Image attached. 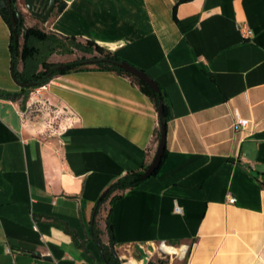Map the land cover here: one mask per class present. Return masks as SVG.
Segmentation results:
<instances>
[{"label": "crops", "instance_id": "1", "mask_svg": "<svg viewBox=\"0 0 264 264\" xmlns=\"http://www.w3.org/2000/svg\"><path fill=\"white\" fill-rule=\"evenodd\" d=\"M180 1L71 0L45 25L16 5L25 27L89 41L165 94L163 165L105 204L100 242L109 215L117 254L139 244L153 247L157 264H264V0ZM10 37L0 15V89L15 92ZM30 95L23 109L0 101V264H103L88 230L92 208L111 183L151 162L155 106L131 78L95 65ZM47 111L51 132L41 122ZM237 118L247 126L235 128Z\"/></svg>", "mask_w": 264, "mask_h": 264}, {"label": "trees", "instance_id": "2", "mask_svg": "<svg viewBox=\"0 0 264 264\" xmlns=\"http://www.w3.org/2000/svg\"><path fill=\"white\" fill-rule=\"evenodd\" d=\"M4 0H0V3ZM190 0H182L180 2H187ZM0 15L6 22L10 32L11 52V77L14 82L20 86L19 91L7 92L0 89V101H7L11 103H18L20 109H23L28 101L30 92L34 89L44 87L53 77L59 74H64L74 70L85 69L89 65H95L99 69H106L117 74H122L135 81L139 89L152 101L158 114L161 108L162 115L158 114L159 124H165L168 116V106L165 104V94L159 90L154 92L135 77L129 76L119 67L114 64L123 62L113 54L102 50L100 47L93 45L89 41L84 45L76 42L74 39H66L55 37L51 34L41 32L37 27H25L22 15L16 5V0H11L10 7L0 8ZM11 18L15 20V29H12ZM75 52H80L83 55H90L91 57L85 59L84 56L76 58L73 62L67 64H51L47 60L53 54L73 55ZM22 65V70H17V64ZM59 66H66L65 69L57 71ZM139 70V69H138ZM141 71V70H139ZM142 72V71H141ZM159 137V136H158ZM166 156V149L164 151L160 167L151 176L155 175L161 166ZM144 165L140 170H136L125 174L118 180L109 185L101 196L97 199L92 208V221L89 225L90 239L97 245L100 258L103 264H120L114 248V238L109 222V215L105 218V229L107 232L106 245L99 240V229L96 228V218L98 213L104 208L105 204H112L116 201L124 191L132 190L134 187L140 185L143 181L140 176L146 169ZM150 176V177H151ZM60 230L69 236L72 244L85 251L82 242L77 239L76 233L69 229L64 222L56 219H51ZM86 252V251H85Z\"/></svg>", "mask_w": 264, "mask_h": 264}, {"label": "water", "instance_id": "3", "mask_svg": "<svg viewBox=\"0 0 264 264\" xmlns=\"http://www.w3.org/2000/svg\"><path fill=\"white\" fill-rule=\"evenodd\" d=\"M71 0H66L61 3L56 4V0H22V3L24 5V8L26 12L33 17L34 19L40 21L42 25H45L48 21V18L52 11H54L57 8L58 12H62L66 6L67 2ZM11 0H4L0 3V8H5V7H10ZM11 24H12V29H15V20L11 18ZM117 68L119 67L122 69L126 74L129 76H132L133 78L135 77L138 79L140 82H142L144 85H146L148 88L153 90L154 92H158V87L157 85L153 82V80L149 77L146 76L144 73L139 71L137 68L134 66L132 67L126 62H121V63H115L114 64ZM66 66H59L56 68L57 71L65 69ZM158 114L162 115V110L161 108L158 110ZM165 124L160 123L159 124V140L158 144L156 147V152L154 156L151 159V162L148 164L147 168L145 171L142 173L140 176V180L145 181L147 180L158 168L160 167V162L162 160L164 151H165ZM173 246V244H171ZM13 247L21 248L26 251H32L34 250L33 246H27L23 243H18L17 245H13ZM135 252H137V258H139V261L141 264H148L149 260L151 258V255L154 253L153 247H144L142 245L136 244L134 246Z\"/></svg>", "mask_w": 264, "mask_h": 264}, {"label": "rangeland", "instance_id": "4", "mask_svg": "<svg viewBox=\"0 0 264 264\" xmlns=\"http://www.w3.org/2000/svg\"><path fill=\"white\" fill-rule=\"evenodd\" d=\"M91 56H89V54L87 55V58L86 59H88V58H90ZM89 66H92V65H89ZM89 66H87V67H89ZM31 96V95H30ZM47 113H48V115H46V116H44L43 118H42V123L44 124V126L46 127H48V129L50 128L51 129V127L53 128V127H55L56 126V123H55V121H56V119H55V114H53L52 112H50V111H47ZM50 129L48 130V131H50ZM51 132V131H50ZM124 253V254H123ZM117 256H118V258H119V260H120V264H123L126 260H130V259H132V260H134V261H138V262H140L139 261V258H137V252H135V250L134 249H132L131 250V252L130 253H127V252H120V253H118L117 254ZM158 253L157 252H154L152 255H151V258H150V260H149V263L148 264H157V260H158ZM140 264V263H139Z\"/></svg>", "mask_w": 264, "mask_h": 264}, {"label": "built area", "instance_id": "5", "mask_svg": "<svg viewBox=\"0 0 264 264\" xmlns=\"http://www.w3.org/2000/svg\"><path fill=\"white\" fill-rule=\"evenodd\" d=\"M241 30H242L244 37L249 38L251 36V33L248 29L241 27ZM247 124H248L247 121L237 118L236 123H235V128H239V127L244 128L245 126H247ZM227 201L229 204H233L235 202L234 198H230ZM174 212L179 213L176 207L174 208Z\"/></svg>", "mask_w": 264, "mask_h": 264}, {"label": "bare ground", "instance_id": "6", "mask_svg": "<svg viewBox=\"0 0 264 264\" xmlns=\"http://www.w3.org/2000/svg\"><path fill=\"white\" fill-rule=\"evenodd\" d=\"M137 262H138V261H137ZM139 263H140V262H139ZM123 264H137V263L131 259V260H128V261L124 262ZM140 264H141V263H140Z\"/></svg>", "mask_w": 264, "mask_h": 264}, {"label": "flooded vegetation", "instance_id": "7", "mask_svg": "<svg viewBox=\"0 0 264 264\" xmlns=\"http://www.w3.org/2000/svg\"><path fill=\"white\" fill-rule=\"evenodd\" d=\"M57 3L59 4V1H57Z\"/></svg>", "mask_w": 264, "mask_h": 264}]
</instances>
